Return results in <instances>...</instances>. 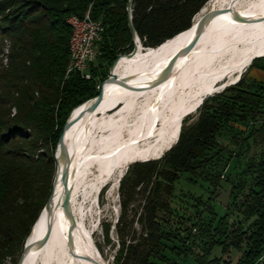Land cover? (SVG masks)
Segmentation results:
<instances>
[{"label":"trees","instance_id":"1","mask_svg":"<svg viewBox=\"0 0 264 264\" xmlns=\"http://www.w3.org/2000/svg\"><path fill=\"white\" fill-rule=\"evenodd\" d=\"M128 1L0 0V36L11 43L8 64L0 72V264L18 263L53 191L55 153L64 125L75 108L98 96L107 79L99 82L103 64L96 63L103 60L111 67L118 55L133 49ZM208 1L135 0L133 20L144 47L169 50L188 37L192 19ZM90 8L94 18L102 19L105 31L99 44L102 56L90 65L87 79L80 72L67 74L72 35L68 19L83 17ZM234 82L206 98L195 121L184 119L177 143L161 159L136 161L129 167L120 183L116 264H183L192 256L185 243L193 236L183 240L182 248L172 247V239L182 240L181 231L165 227L177 182L184 174L198 175L222 161L228 151L221 137L232 124L249 116L264 117V82L252 79L249 84L245 76ZM259 121V126L248 121L250 133L244 141L248 148L249 139L260 143L257 136L264 143V118ZM244 173L252 183L239 204L245 186L239 187V194L237 186H231L232 202L243 220L228 228V214L219 217L211 208L209 224L198 226L200 233L207 229L211 236L196 264H255L264 254V150L250 160ZM139 195L141 212L133 206ZM132 212L134 220H129ZM136 219L141 231L134 228ZM192 228L185 230L192 235ZM216 247L220 256H213ZM234 251L240 253L236 260Z\"/></svg>","mask_w":264,"mask_h":264},{"label":"bare ground","instance_id":"2","mask_svg":"<svg viewBox=\"0 0 264 264\" xmlns=\"http://www.w3.org/2000/svg\"><path fill=\"white\" fill-rule=\"evenodd\" d=\"M217 10L223 11L208 18L195 48L184 52L200 21ZM68 21L72 28L67 70L70 74L76 48L72 40L74 23ZM187 31L189 36L168 50L162 60L140 64L145 57L141 44L136 55H122L114 70L119 80L106 83L102 104L96 111H85L68 131L72 155L69 183L77 220L73 229L74 253L68 237L71 221L64 213V189L59 181L55 187L51 238L44 247L38 245L50 223L49 214L44 211L29 235L35 245L25 264H100L91 230L85 225L84 202L92 195L97 203L99 191L110 182L117 189L132 162L163 156L177 143L187 115L197 112L206 97L222 92L256 58L264 57V0H209ZM128 93H133V97L124 109L106 111L117 96ZM87 106L75 108L73 117ZM80 195L84 202H79ZM103 263L106 264L104 260Z\"/></svg>","mask_w":264,"mask_h":264},{"label":"rangeland","instance_id":"3","mask_svg":"<svg viewBox=\"0 0 264 264\" xmlns=\"http://www.w3.org/2000/svg\"><path fill=\"white\" fill-rule=\"evenodd\" d=\"M175 44H173L170 49H172ZM10 45L9 39H3V37L0 36V72L3 68H6L8 64ZM129 52H131V50L127 49L122 53L127 54ZM167 52L168 50H166V48L144 47L143 55L146 58L144 57V59L140 61V64L143 65L155 60H162ZM152 53H156L157 55H155V57H148ZM256 59L257 61L254 67H248L245 71L238 74L232 82L238 80L239 77L241 79L242 76H245L249 84H253L251 82L252 79L264 82V58L259 57ZM100 64H103V68H101L103 72L99 71V82L102 83L103 79L109 77L110 65L103 60H99L96 63V65ZM132 97L133 93L117 96L114 102L106 107V111L108 113H115L124 109ZM197 117L198 111L187 115L186 121L191 123L195 121ZM263 118L261 114L254 118L249 116L243 123L232 124V130L225 131L221 137V142L227 147L228 151L224 153L222 161L213 163L210 167L206 168L204 172L198 175L184 174L177 182L171 200L172 213L167 215L166 221L168 224H166L165 227L171 232H176L177 230L181 231L180 237L182 240L172 239V241L169 242L172 247L182 248L185 243L184 241L186 239L188 240V236H193L185 243L187 248H190L192 256L183 262V264H196V256L201 254L206 242L209 240L211 233L208 234L207 229H205V233L202 231L200 233L198 226L209 224L213 217L210 213L211 208L219 217L228 214V228L239 220H243V215L238 212L239 207L232 202L231 186H237V189L234 188L236 194H239V187L241 185L245 186L242 194L238 196L239 204L248 193L249 186L252 183V178L248 177L244 171L248 167L250 160L258 159L259 155L264 150V143L261 142V136L256 137L260 143L253 144L252 139H249L250 148L245 145V137L250 133L248 121H256L252 126H259V120ZM133 163H135V161L132 162L131 165ZM131 165H129V167ZM137 199L138 200L133 206L141 212V206L143 205L142 196L139 195ZM79 202H84L81 195L79 197ZM84 206L85 225L88 230H91V239L99 261L101 264H104L103 260L106 264H116V257L120 247V237L117 232V223L121 215L120 184L117 189H114L113 183H108L99 191L97 203L93 201L91 195L84 202ZM129 220H134V212L131 213ZM194 226H197L196 229L192 228ZM213 226H216V222L213 223ZM107 228H109V235L106 233ZM134 228L141 231V225L137 222V219L134 222ZM185 228H192V235H190ZM221 254V249L216 247L213 251V256H220ZM232 255L236 260L240 256V253L234 251ZM7 264H12V262L9 261Z\"/></svg>","mask_w":264,"mask_h":264},{"label":"water","instance_id":"4","mask_svg":"<svg viewBox=\"0 0 264 264\" xmlns=\"http://www.w3.org/2000/svg\"><path fill=\"white\" fill-rule=\"evenodd\" d=\"M134 1L135 0H129L127 3V7H126L127 21H128V25H129L130 32H131V42L129 44V47L133 46L132 51L127 53V54L118 55L117 59L114 61V63L110 67L109 77L99 87L100 91H99L98 96L94 99H91V100L85 102L84 104H88V106L86 108H84L81 112H79V114L77 116L73 117L75 109L71 112L69 118L67 119V121L64 125L62 134L59 138V142H58V145L56 148V153H55V159H56V163H57V171H56L55 179L53 182V191H52L51 195L49 196L48 201H47L44 209L42 210V212L40 213V215L38 217V218H40L44 211H47L49 214V217H50V223H49L48 229H47L45 235L43 236V238H41V240H39V242H38V245L41 248L44 247L48 243V241L51 238L52 232H53V228H54V224H53L54 223V215H53V213H54V207H55V203H54L55 187L58 184V182L61 181V183L63 184V189H64V197H63V201H62V206L64 209V213L66 214V216L71 221V226H70L69 231H68V237H69L70 246L72 248V253H74V250H73V246H74L73 229L77 225V220H76V217H75L74 212L72 210L73 189L70 187V183H69L70 171H71V166H72V155L70 153L68 143H67V134H68V131L72 128V126L84 116V114L86 113L85 111L93 112L99 108V106L102 104V102L104 100V96H105V90L104 89H105L106 83H115L119 80V77L114 72V70H115V68H116V66L120 60V57L122 55H128V56L136 55L137 50H138V44L143 45L142 40L138 34V31L135 27L134 20H133V13L132 12H133ZM222 11L223 10L213 11L207 17L203 18L200 21V23L197 27V33H196L194 39L186 46V48L184 49V52L189 53L198 44V42L200 41V39L203 35L205 23L208 20V18H214L216 15H218ZM239 80H240V78L235 82V84ZM218 93H220V92H218ZM203 102H204V100L199 104L198 107H200V105H202ZM162 157L163 156H160V157L155 158V159H146V160L138 161V162L157 160V159H161ZM61 162L64 163L63 168H61ZM120 183H121V181H120ZM34 245L35 244L33 242L29 241V236H28V238L25 241L23 252H22L17 264H25L27 257L29 255V253L31 252L32 248L34 247Z\"/></svg>","mask_w":264,"mask_h":264},{"label":"built area","instance_id":"5","mask_svg":"<svg viewBox=\"0 0 264 264\" xmlns=\"http://www.w3.org/2000/svg\"><path fill=\"white\" fill-rule=\"evenodd\" d=\"M74 23V36L72 38L76 48V59L71 65V72H80L85 78L90 79V65L102 56L99 44L103 39L105 26L102 19H96L91 12H86L83 17L70 16Z\"/></svg>","mask_w":264,"mask_h":264},{"label":"crops","instance_id":"6","mask_svg":"<svg viewBox=\"0 0 264 264\" xmlns=\"http://www.w3.org/2000/svg\"><path fill=\"white\" fill-rule=\"evenodd\" d=\"M255 264H264V254Z\"/></svg>","mask_w":264,"mask_h":264}]
</instances>
